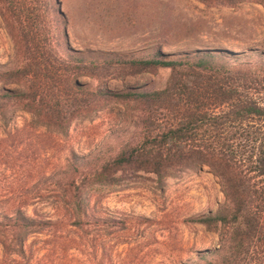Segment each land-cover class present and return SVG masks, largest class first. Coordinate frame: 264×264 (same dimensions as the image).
Here are the masks:
<instances>
[{"label":"trees","instance_id":"trees-1","mask_svg":"<svg viewBox=\"0 0 264 264\" xmlns=\"http://www.w3.org/2000/svg\"><path fill=\"white\" fill-rule=\"evenodd\" d=\"M197 1L208 7L243 3L264 7V0ZM0 18L16 50L11 62L0 66L3 127L19 109L32 118L15 132H65L74 121L91 118L102 102L112 101L126 105L125 118L133 113L131 117L138 119L136 139L107 163L102 164L100 154L72 153L57 173L42 174V183L49 181L65 197L64 204L74 206L78 222L93 218L80 200V178L112 185L118 171L130 169L153 174L164 185L168 178L207 167L218 179L225 200L215 212L193 220L220 232L219 247L200 262L264 264V50L206 48L172 55L158 49L122 56L75 51L65 30L54 36L65 18L61 0H0ZM83 65L86 71L80 72ZM122 67L140 72L168 68L171 75L163 89L116 92L76 80L85 75L102 83ZM4 143L0 142L3 151ZM63 223L39 213L30 217L22 207L0 212L4 256L25 259L29 234Z\"/></svg>","mask_w":264,"mask_h":264},{"label":"rangeland","instance_id":"rangeland-1","mask_svg":"<svg viewBox=\"0 0 264 264\" xmlns=\"http://www.w3.org/2000/svg\"><path fill=\"white\" fill-rule=\"evenodd\" d=\"M61 10L65 18L54 36L65 30L70 48L84 53L264 50L260 4L228 8L208 7L197 0H61ZM63 43L62 38L60 51ZM15 54L0 18V66L10 63ZM84 67L80 72L86 71ZM170 75L168 68L140 72L122 67L102 83L85 75L76 80L116 92L163 89ZM100 106L91 118L76 120L60 133L15 132L32 118L19 109L7 127L0 121V142L6 141L2 145L6 149H0V212L22 207L30 217L39 213L64 221L55 229L29 234L25 259L7 258L0 245V264H205L201 258L219 247L220 232L193 220L215 212L225 200L218 179L207 167L168 178L164 185L153 174L130 169L118 171L112 185L80 178L83 209L99 221L88 217L78 222L74 206H66L65 197L49 181L42 183V174L57 173L72 153L100 154L105 164L136 139L138 119L131 117L133 113L125 118V104L112 101Z\"/></svg>","mask_w":264,"mask_h":264},{"label":"water","instance_id":"water-1","mask_svg":"<svg viewBox=\"0 0 264 264\" xmlns=\"http://www.w3.org/2000/svg\"><path fill=\"white\" fill-rule=\"evenodd\" d=\"M68 35V34H67ZM185 53H187V52H185ZM189 53V52H188ZM193 52H190V54H192Z\"/></svg>","mask_w":264,"mask_h":264}]
</instances>
